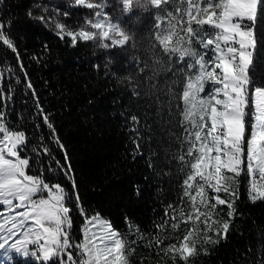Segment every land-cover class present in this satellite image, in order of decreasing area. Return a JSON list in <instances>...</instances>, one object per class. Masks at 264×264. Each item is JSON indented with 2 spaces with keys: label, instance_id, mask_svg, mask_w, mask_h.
Instances as JSON below:
<instances>
[{
  "label": "snow or ice",
  "instance_id": "6c2138e0",
  "mask_svg": "<svg viewBox=\"0 0 264 264\" xmlns=\"http://www.w3.org/2000/svg\"><path fill=\"white\" fill-rule=\"evenodd\" d=\"M120 4L129 17L135 9L154 14L149 49L153 75L166 69L176 77L168 91L178 101L179 150L172 157L179 165L178 198L165 205L148 244L162 259L177 264L179 258L188 264L200 252L208 254L204 245L227 239L236 215L239 178L245 172L249 199L264 201V87L253 88L250 76L255 23L264 18V0H120ZM72 6L91 10L93 17L79 31L57 23L61 39L69 37L73 45L98 40L102 48L124 46L134 39L122 19L105 12L107 0H74ZM0 43L17 53L3 23ZM37 109L63 151L39 103ZM28 142L26 132L12 128L0 111V264H13V253L26 264H130L136 241H129L99 214L87 217L78 195L76 207L85 223L82 238L73 240L69 193L60 183L49 182L43 171L30 173V158L22 154ZM43 153L50 154L46 147ZM70 172L69 166L66 174ZM135 231L139 234L138 228Z\"/></svg>",
  "mask_w": 264,
  "mask_h": 264
},
{
  "label": "trees",
  "instance_id": "16d2710c",
  "mask_svg": "<svg viewBox=\"0 0 264 264\" xmlns=\"http://www.w3.org/2000/svg\"><path fill=\"white\" fill-rule=\"evenodd\" d=\"M35 4L36 0H0V23L17 48L14 53L0 43V111L12 128L26 132L29 142L22 154L30 158V173L43 171L49 182L60 183L69 193L74 241L82 238L85 223L76 207L78 195L87 217L99 214L129 241H136L130 264H172L148 244L165 205L177 201L180 178L172 158L179 150L178 101L168 91L176 77L166 69L153 75L149 49L154 14L143 11L124 17L123 26L134 37L133 51L116 50L106 61L90 41L73 45L71 38L61 39L29 16ZM65 11L71 25L89 9L70 6ZM255 37L253 88L264 87V18L255 23ZM145 64L149 66L141 72ZM45 147L50 154L43 153ZM69 166L71 172L66 174ZM239 180L236 215L227 239L204 245L208 254L200 252L188 264H264V201L249 199L246 172ZM226 213L223 208L225 219ZM12 255L13 264H26L24 258ZM177 264H182L179 258Z\"/></svg>",
  "mask_w": 264,
  "mask_h": 264
},
{
  "label": "rangeland",
  "instance_id": "374dc122",
  "mask_svg": "<svg viewBox=\"0 0 264 264\" xmlns=\"http://www.w3.org/2000/svg\"><path fill=\"white\" fill-rule=\"evenodd\" d=\"M109 7L105 8V12H107L111 16H115V14H122V5L120 4V0H107ZM74 4V0H36L35 8L32 16L35 20L44 26L49 31L58 34L59 30L56 28V24H64L66 28L70 31H79L81 28L87 27L85 21L89 18L93 17V12H89L82 17L76 18L72 21L71 25L66 22V18L68 15H65V8L70 7ZM78 7V6H75ZM85 8V7H83ZM37 17H43V20L37 19ZM95 31V30H93ZM95 50L101 51L104 54L105 60L108 61L111 58V54L116 50H123L119 53H130L131 49L130 43L128 42L124 46H111L108 48L99 47V41H90ZM105 43L110 44V41H105ZM252 110L249 109V112ZM251 118V116L249 117ZM249 126L253 123L252 119H248ZM248 125V124H247ZM251 133V126L248 129V134ZM15 256L16 254L13 253Z\"/></svg>",
  "mask_w": 264,
  "mask_h": 264
}]
</instances>
